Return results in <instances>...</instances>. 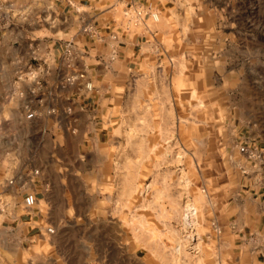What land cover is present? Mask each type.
<instances>
[{
  "label": "rangeland",
  "instance_id": "obj_1",
  "mask_svg": "<svg viewBox=\"0 0 264 264\" xmlns=\"http://www.w3.org/2000/svg\"><path fill=\"white\" fill-rule=\"evenodd\" d=\"M110 24L152 31L154 55L124 72L111 52L109 114L70 120L71 106L47 102V72L60 68L50 53L74 85L88 72L69 63L79 34L67 30L92 42ZM0 165L8 179L30 167L28 193H51L30 223L19 207L21 222L3 224L21 223L25 238L31 225L36 243L58 229L63 258L78 246L80 264H97L121 245L128 263L165 252L179 264H264V0H0Z\"/></svg>",
  "mask_w": 264,
  "mask_h": 264
},
{
  "label": "crops",
  "instance_id": "obj_2",
  "mask_svg": "<svg viewBox=\"0 0 264 264\" xmlns=\"http://www.w3.org/2000/svg\"><path fill=\"white\" fill-rule=\"evenodd\" d=\"M89 15L91 16L89 17ZM87 16L88 17L85 19L82 18V23L90 21L94 15L89 13ZM99 21V18H94L91 22H97V26L99 27ZM76 26L77 28L72 27L67 30L68 36L70 37H74L76 33L79 34L71 41L73 42L71 47L74 51V58L70 59L69 63L74 65L78 64L77 68L80 72H88V74H86V78H83L82 81H78L74 85L66 83L65 78L71 74V71L75 70L72 68V70L69 71V69L65 66L67 65L66 61L62 60L64 59L63 55H61V53L58 51H52V54L50 53L51 59L54 62L57 60L60 68L50 69L49 71L51 74L47 72V77L50 81L46 84L50 90V92L48 91L47 93L50 101L47 100V102L50 105L55 106V109L59 110V113H63L66 109L70 108L69 106H71L72 112L70 113L69 117L70 120L73 121L80 120L81 116L88 112L90 114H98L100 110L97 108V106H101L100 108H102V112L104 111V107L107 106L106 110L109 114L108 106L110 104V98L105 96V92L111 89L112 85L109 83L108 79L110 80L112 75H114L110 66L111 52L116 54L117 59L122 58L120 61L123 62L124 72L126 71V66L128 64L135 62L137 65H141L143 63L142 60L150 59L152 58V55H154V50L151 43V37L153 34L152 31L141 30L137 33H124L122 28L120 31H116L115 28H112V30L109 29L113 26L111 24L108 27L103 25V28H106V30L100 32L98 31V37L93 39L92 42H88L86 36H84V34L81 32V28L78 25ZM112 32L115 33V35ZM113 40L116 41L113 42ZM136 47H138L137 51H135ZM78 58L80 59L78 60ZM86 79L89 80L94 88V90L89 94H87L85 91L84 82ZM115 87L117 88L118 86L115 85ZM46 96L47 95L45 94L39 95V97L43 98L44 100ZM91 104L94 106L96 105V107L93 109ZM88 107L92 108L86 111L85 109ZM27 168L28 171H23L21 178L18 177L8 179L5 176V171L7 168L0 165V217L2 218L0 221V264H80L78 258V246H76V248L74 247V249H76L75 252L71 251L72 254L70 258L66 259L62 257L63 254L59 251L60 243L57 240L52 239L53 236H59L60 231L58 229L56 230V233L54 231L52 234H50L52 235L51 239L49 238L46 240V238H40L38 243H36V241H33L32 238H34L35 235H39V233L30 236L29 234L32 230L31 225L27 226V238H25L21 223H17L15 225L3 224L5 221L4 217L9 218L11 221L17 220L18 222H21L22 220L21 216L16 217L15 215L18 209H20L19 207L25 209V207H22L23 204L21 206L19 203V197L23 201L25 194L29 192L31 187H34V180L37 178L32 176V173L29 169L30 167L27 166ZM46 168L47 165L45 166V169ZM39 176L41 180L44 179L41 177V175ZM45 181L46 179H44V182ZM50 194L47 189H43V187H41V189L36 194V200H42L46 202L49 199L48 196ZM6 201H9V203H6ZM11 201H14V203L12 204ZM29 209L32 210V212L27 214V223L33 221L35 217V209L33 207ZM48 211V209H44V214H47ZM44 219L47 221L49 220L45 215ZM248 231L253 232L255 230L254 228H251ZM39 232H41L40 229ZM23 241H26L27 244L29 241V248L27 249L28 251L26 254L31 252V248L38 247L41 250L37 258L31 259L30 257H24L23 249L21 250ZM36 245L37 247H35ZM45 247L54 248L56 250H54L55 253L59 254V257L48 258L47 256H43L42 250ZM107 249L109 250L108 254L105 257L102 256L103 260L100 259L101 261H98L97 264H179L178 259L175 258L174 255H170V253L165 252H157L155 254L152 253L151 257H146L145 259L140 258L138 260L134 259L133 261L130 260L131 262L128 263L124 247L121 245L116 248H111L108 246ZM159 249H162V247L160 246ZM175 249H179L177 245H174V250ZM192 253L194 255L197 254L195 251ZM235 260V264H244V262L240 261L239 257H237ZM83 264L90 263L84 262ZM246 264H254V262L253 260H250V262L248 261Z\"/></svg>",
  "mask_w": 264,
  "mask_h": 264
},
{
  "label": "built area",
  "instance_id": "obj_3",
  "mask_svg": "<svg viewBox=\"0 0 264 264\" xmlns=\"http://www.w3.org/2000/svg\"><path fill=\"white\" fill-rule=\"evenodd\" d=\"M154 15H156V14L152 15L153 18H154ZM241 151H244V148H241ZM35 203H36V197H35V195L33 193H27L23 197V205H24L25 208H27V209L32 208L35 205Z\"/></svg>",
  "mask_w": 264,
  "mask_h": 264
},
{
  "label": "bare ground",
  "instance_id": "obj_4",
  "mask_svg": "<svg viewBox=\"0 0 264 264\" xmlns=\"http://www.w3.org/2000/svg\"><path fill=\"white\" fill-rule=\"evenodd\" d=\"M154 19H156V15H154ZM185 221H186V219H185ZM189 222V221H188ZM186 224H188L187 223V221H186ZM191 224V223H190ZM189 248H190V246H189ZM193 249V248H192ZM178 251V250H177ZM196 252V251H195Z\"/></svg>",
  "mask_w": 264,
  "mask_h": 264
}]
</instances>
